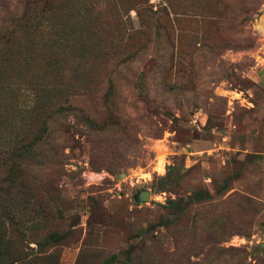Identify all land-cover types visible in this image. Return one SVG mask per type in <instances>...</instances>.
<instances>
[{
    "label": "rangeland",
    "instance_id": "obj_1",
    "mask_svg": "<svg viewBox=\"0 0 264 264\" xmlns=\"http://www.w3.org/2000/svg\"><path fill=\"white\" fill-rule=\"evenodd\" d=\"M163 6L170 16L185 15L165 34L148 17L149 9ZM11 21L17 27L3 60H20L24 70L33 68L27 78L37 80L43 75L39 61L55 60L58 75L78 85L40 101L60 98L97 118L111 102L124 123V131L93 138L77 112L64 113L47 171H36L57 194L36 202V189L33 204L19 206L44 216L42 224L24 223L33 247L28 251H35L41 232L54 231L64 234L49 250L59 264H145L149 257L179 264L166 257L173 253L194 264L209 250L201 242L186 245L189 233L176 237L177 228L166 230L162 223L174 216L166 208L169 199L208 190L202 202L175 210L182 218L177 226L186 227L194 213L205 216L216 224L219 245L232 248L217 264H264V0H0V28ZM168 36L174 44L169 60H161L154 75L145 73L162 83L158 95L165 107L133 95L127 69L115 91L107 92L111 64L143 43L152 48L162 42L163 48ZM201 40L211 50L191 55ZM18 93L0 90L7 132L11 122L41 124L36 113L20 107L31 95ZM143 190L150 195L138 201ZM19 192L20 198L32 194Z\"/></svg>",
    "mask_w": 264,
    "mask_h": 264
},
{
    "label": "trees",
    "instance_id": "obj_2",
    "mask_svg": "<svg viewBox=\"0 0 264 264\" xmlns=\"http://www.w3.org/2000/svg\"><path fill=\"white\" fill-rule=\"evenodd\" d=\"M166 5L168 6L167 3ZM181 14L184 15V13H175L174 16H170L166 6H163L158 11L148 10L150 24L157 28V32L162 30L164 34L168 26L185 20L184 17L179 16ZM16 27L17 22L11 21L5 28H0V90H8V93L15 94H19L18 92H20L21 96L22 93L28 92L31 98L21 103L20 107L25 109L24 111L29 116L36 113L41 124L38 126V121L30 122L28 119H26L25 123L21 122L19 126L17 122H11L10 129L12 132L9 130L7 132L3 126L5 115L3 112L0 113V264H59L57 255L49 250L60 244V241L64 238V234L54 231L41 232L40 237L42 239L35 240L36 249L34 252H31L33 251V247L29 246L30 241L26 239V230L23 229L25 227L24 223L29 221L31 225L42 224L41 219L44 216L39 219L37 216H34L36 210L25 206V210L28 208V214H26V211L19 206L20 204L27 206L33 204L31 198L36 189L39 190L37 195L34 196V200L36 197V202L40 197L52 199V196L57 194L54 187L51 186L52 181L45 180L36 171L40 169L42 174L47 171L46 161L52 155V151L56 146L52 144V141L57 134H61V131H63L62 122L64 113L76 115L77 112L80 123L92 133L93 138L99 136V134H106L116 129L124 131L123 115L117 110L115 104H111V102L102 105L106 108L104 116L97 118L96 116H92V114L88 116L79 106L72 105L69 101L60 98H57L58 100L55 101H50L47 98L40 101L39 96L55 94L62 97V93L69 92L78 85L72 82L71 79H64L60 74L58 75L60 68L52 65L55 60H48L50 62L39 61L43 73L39 80L27 78L30 71H33V68H29L28 66L24 70V65L20 60H3L2 57L6 53L9 40L12 38L13 32L15 33ZM157 35L159 36L158 33ZM150 44L151 42L143 43L140 46L132 48L133 50L129 54H126L123 59L109 66L107 92L113 93L115 91V81H118V77L127 69L129 70V75L125 77V81L127 86L134 91L133 95H143V98L151 101L153 104L165 107V101L158 95V87L161 88L162 83H156L154 82L155 80H147L145 73L148 70L152 71L153 75L157 73L163 65L161 60H169L168 49H172L174 44L169 36L168 38H164L166 46L163 48L162 42L158 47L154 46L150 48ZM200 48L211 50V46L207 41L201 40L197 41V45L194 46L191 55L197 53L196 50H200ZM165 54L168 55L167 59L165 58ZM31 61L28 60L27 62L31 63ZM140 62L141 64H139ZM134 68L137 71L132 73V69ZM50 73L52 76L48 77L47 75ZM79 87H81V83ZM13 102L16 103L17 101L13 100ZM5 107L6 105L3 106V108ZM18 108V104H15V109L18 110ZM57 126L59 127L58 129L56 128ZM95 141L97 143V140L94 139ZM107 152L105 150L102 154L106 156ZM102 160L104 159L102 158ZM18 190H22L23 193L32 194L25 198L23 196L20 198ZM209 196L208 190H197L189 195L187 200L183 198L169 199L166 208L171 209L174 216L167 218L162 223L166 230L175 226L178 230L175 234L176 237L180 233H189L190 240L186 245H191L193 248L194 246L198 247L201 242L202 247L209 250L208 254H205V258L196 261L194 264H217L222 255L232 250V248L219 245L222 240L218 239V234H216V224L204 218L205 216H197L194 213L189 218L187 217L189 223L186 227L179 228L177 226L182 218L178 215L175 216L176 209L181 211L188 210L193 205L191 203H200ZM22 198L23 200H21ZM45 225L43 222L42 227H44V230L46 229ZM173 241L177 247L181 246L180 243H177V238H174ZM193 242H197V245ZM203 248L200 247V250L196 254L202 252ZM234 251L240 252L241 250L234 249ZM166 257L171 258L173 262L186 264L185 261L181 260L179 254L177 256H174V253L167 254ZM154 259V257H149V260L145 264H156ZM159 264L161 263L159 262Z\"/></svg>",
    "mask_w": 264,
    "mask_h": 264
},
{
    "label": "water",
    "instance_id": "obj_3",
    "mask_svg": "<svg viewBox=\"0 0 264 264\" xmlns=\"http://www.w3.org/2000/svg\"><path fill=\"white\" fill-rule=\"evenodd\" d=\"M149 195H150V193L147 190L140 191L138 196H137V200L138 201H144V200L148 199Z\"/></svg>",
    "mask_w": 264,
    "mask_h": 264
}]
</instances>
